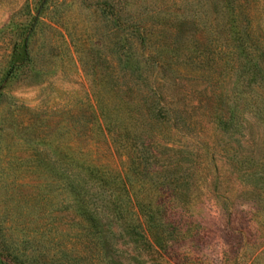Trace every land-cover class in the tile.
Segmentation results:
<instances>
[{
	"label": "rangeland",
	"instance_id": "1",
	"mask_svg": "<svg viewBox=\"0 0 264 264\" xmlns=\"http://www.w3.org/2000/svg\"><path fill=\"white\" fill-rule=\"evenodd\" d=\"M201 1L0 0V264H264V116L237 72L221 65L213 83L158 73L154 86L181 122L153 123L158 146L131 200L123 152L104 129L130 123L116 84L132 99L133 83L141 95L156 73L140 58L149 50L133 48V23L157 31ZM255 2L264 27V0ZM120 41L142 76L129 74L132 60L121 70ZM233 105L237 124L222 130L216 113ZM134 193L158 208L152 233Z\"/></svg>",
	"mask_w": 264,
	"mask_h": 264
},
{
	"label": "trees",
	"instance_id": "2",
	"mask_svg": "<svg viewBox=\"0 0 264 264\" xmlns=\"http://www.w3.org/2000/svg\"><path fill=\"white\" fill-rule=\"evenodd\" d=\"M242 1L244 3L246 0H202L198 9H196L197 7L193 10L178 9L176 23L159 27L157 31H152L151 27L147 28L137 22L131 26L135 31L133 48L138 46L139 49L149 50L140 58L145 64L155 68L156 73L151 71L149 75H144L143 80L141 78L142 84L144 86L146 84L147 87L141 95L139 94L140 89L143 88L142 85L138 82L133 83L136 97L128 98L129 100L125 98L128 97L125 92H131V89L125 90L122 89L124 84H116L113 92L123 103L120 104L122 105L121 113L123 116L129 117L130 123H121L119 128L117 124L113 125L109 121H104L105 132L114 146L123 152L125 165L121 181L123 190L130 200L129 192L133 190V186L137 183L144 184L146 181L139 179V176L145 175L147 171V167L143 169L141 164L148 160L147 157L158 146L157 137L161 127L157 124L168 122L170 128L167 127V130H174L175 126L181 122L178 117L174 116L173 109L165 97H162V93L154 86L159 72L174 75L186 73L194 79L202 77L203 80L213 83L215 69L221 65H228L230 69L237 72V82L242 79L241 82L244 80L250 88L246 91L241 88L236 93L240 94L245 91L243 98L245 96L249 98L252 108L264 116V27L253 20V10L255 11L257 2L254 3L255 0H251L250 7L246 8L242 5ZM201 6L206 8H202L200 11ZM42 10L43 7L39 3L28 27V32L39 19ZM198 12L202 14H198ZM187 29L188 31L185 33ZM198 29H202V32L200 31V35L195 37L194 34L199 32ZM205 35H211V38L205 37ZM128 43L129 46L124 45L121 41L117 43L118 61L123 65L121 70L125 72V68L128 67L124 64L130 63L132 60L133 66L128 68L129 74L134 72L138 77L142 76L139 72L137 74L138 64L141 60L136 57L132 59V54L125 51L131 46L130 41ZM249 92L252 94L250 95ZM97 95V92L94 91V96ZM139 96L142 97L141 101ZM98 102L96 100V103ZM130 102L133 104L130 105ZM224 108L225 110H218L215 120L222 130H227L237 124L235 119L237 113L235 105L230 109L228 106ZM99 113L105 118V112L103 113L101 108ZM154 122L157 124L154 125ZM137 128L140 132L138 134L140 141L134 138ZM154 155L155 153H153V157ZM152 181L154 186L162 184V181L159 182L158 179ZM134 196V204L137 206L138 212L147 218L146 229L150 233L154 232L158 225L151 220V217L158 208H153L149 203L142 202L135 193Z\"/></svg>",
	"mask_w": 264,
	"mask_h": 264
}]
</instances>
